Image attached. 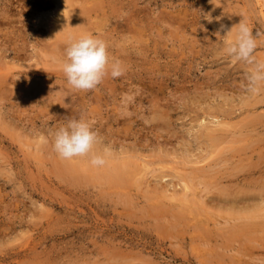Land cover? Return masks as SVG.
<instances>
[{
    "label": "rangeland",
    "instance_id": "rangeland-1",
    "mask_svg": "<svg viewBox=\"0 0 264 264\" xmlns=\"http://www.w3.org/2000/svg\"><path fill=\"white\" fill-rule=\"evenodd\" d=\"M62 2L0 0V264H264V83L249 91L255 66L222 51L243 19L264 61L262 3L76 0L85 31L61 35ZM84 32L106 42L123 73L77 90L62 61L67 38ZM73 118L90 123L103 165L54 151L52 133ZM246 143L254 156L241 162L235 149ZM221 156L217 173L188 180L201 209L165 196L183 195L191 167ZM239 163L238 181L224 177ZM120 169L125 181L113 184Z\"/></svg>",
    "mask_w": 264,
    "mask_h": 264
},
{
    "label": "clouds",
    "instance_id": "clouds-1",
    "mask_svg": "<svg viewBox=\"0 0 264 264\" xmlns=\"http://www.w3.org/2000/svg\"><path fill=\"white\" fill-rule=\"evenodd\" d=\"M236 31L235 39L226 40L222 51L255 66L247 72L246 79L248 90L256 92L264 83V61L257 60L253 55L257 47L256 36L243 19L236 24ZM62 71L72 88L89 90L95 88L109 72L112 77L120 76L123 68L118 59L110 60L108 46L102 38L92 33H82L75 37L69 36ZM52 136L54 151L64 159L91 153L96 141L95 131L82 118L68 120L65 125L55 129ZM91 163L103 165L105 160L101 155L92 154Z\"/></svg>",
    "mask_w": 264,
    "mask_h": 264
},
{
    "label": "bare ground",
    "instance_id": "bare-ground-1",
    "mask_svg": "<svg viewBox=\"0 0 264 264\" xmlns=\"http://www.w3.org/2000/svg\"><path fill=\"white\" fill-rule=\"evenodd\" d=\"M74 1H76V0H64V2H62V4H63V7L67 10H64L65 12L63 13L62 12V17H61V20H60V22H58V24H56L57 25V27H55V29H57V31L59 32V33H61V35L63 34V33H66V31H68L69 29L70 30H76V31H78V30H81L82 32L83 31H85L84 30V27L81 25V22H82V20L85 18V16H87L88 15V11H86V10H84L82 7H80L79 5L78 6H76L75 4H74ZM260 1V3H262L261 5H262V7H263V9H264V0H259ZM79 3V2H78ZM77 3V4H78ZM87 9V8H86ZM66 14H69L68 16V18H66ZM65 21H69L68 23L67 22H65ZM82 23H84V20H83V22ZM85 27H87V26H85ZM68 29V30H67ZM86 29V28H85ZM87 31V30H86ZM56 32V31H55ZM72 32V31H71ZM79 32V31H78ZM57 33V32H56ZM67 33H69V32H67ZM66 33V35H68ZM73 33H74V31H73ZM80 33V32H79ZM85 33V32H84ZM70 34H72V33H69V35ZM77 35V34H76ZM59 36V35H58ZM65 37V36H64ZM68 39V38H67ZM62 42V41H61ZM64 44L66 45V43L64 42ZM64 44H62V45H58V42H57V44L56 45H58V47H57V50H64L65 49V47H64ZM57 50H56V52H57ZM65 52V51H64ZM216 117H218L217 115H216ZM253 121V120H252ZM252 121H249V122H252ZM215 123V122H214ZM218 124L219 125H221L222 127L225 125V124H227V121H224V120H222V121H218ZM252 124V123H251ZM214 126H216V125H214ZM213 126V127H214ZM228 126V125H227ZM227 126H226V128H227ZM247 126V125H246ZM225 127V126H224ZM218 128H220V127H218ZM244 128H245V125H244ZM253 128V127H252ZM204 129V133H206V131L207 130H209L208 131V133L207 134H209V135H211V138L212 137H217V135H219L220 134V132H219V134H218V132H216L218 129L216 128L215 129V127L214 128H212V126H205V128H203ZM213 129V130H212ZM215 129V130H214ZM222 129H224V128H222ZM249 130H250V128H249ZM219 131V130H218ZM224 130H222V133H224L223 132ZM246 131V130H245ZM226 132H227V130H226ZM248 132V131H247ZM251 132V131H250ZM254 132V131H253ZM217 133V134H216ZM232 133H233V131H232ZM240 132H237V136H239V135H241V137L239 136V138L236 140V141H245L244 139L246 138L245 136L247 135L246 133H240ZM233 134H235V132L233 133ZM208 135V136H209ZM221 135V134H220ZM219 135V140L218 141H220V139H222L221 138V136ZM210 137V136H209ZM227 137V136H226ZM232 137V136H231ZM252 137V136H251ZM218 138V137H217ZM216 139V138H215ZM229 141V139H225V141ZM231 140V139H230ZM250 141V140H249ZM99 142V141H98ZM231 142V141H230ZM233 142H235V141H233ZM257 142V141H256ZM96 143V142H95ZM250 143V142H249ZM249 143H246V147H244V148H239V149H242L241 151H239V149H235V150H238V152H239V156H241V155H245L246 157H252V156H254V151H255V149H250V151H252V153H248L249 152V148H250V144ZM231 144H233V143H231ZM100 145H102L103 146V144H100ZM102 148L101 146H98V148ZM234 148V147H233ZM258 149V148H257ZM256 149V150H257ZM241 152H243V154H241ZM99 153V152H98ZM97 153V154H98ZM91 154H96V152L94 153H91ZM101 154H103V155H105V153H99V155H101ZM85 156V155H84ZM86 156H88V157H90L89 155H86ZM106 156V155H105ZM222 157V159H220V162H218V161H212V162H209V163H207V164H204V165H201V166H199V167H191V171L189 172L190 174H191V176L189 177V175H186L185 176V179L187 180V181H185V186H184V188L186 189V191H185V189H184V192H183V195H180V194H178V193H176V192H173V193H168V194H165V196L166 197H169L168 199L172 202V203H179V204H184L186 207L188 206L189 208L191 207V209L193 208V207H195L196 209L198 208V209H201V207H200V204H199V202H198V198L200 199V193L198 192V193H196V191L198 190V188H199V186H195L194 184H192L191 185V183H190V181H193V180H195V179H192V178H195L196 176H199V175H201V174H203V175H208V176H211L212 175V173H217V171L215 172V170H214V168L213 167H215V166H217V165H219L220 163H222L223 164V161L225 160L224 158H223V156H221ZM221 157H218V159L219 158H221ZM246 157L244 158L243 156H241L240 158V161L241 162H244L245 161V159H246ZM87 157H85V159H86ZM104 158V157H103ZM239 158V157H238ZM115 159H116V157H115ZM118 159V158H117ZM88 160V159H87ZM217 160V159H216ZM229 160V159H228ZM119 161H120V158H119ZM127 161V160H126ZM225 161H227V159L225 160ZM82 162V161H81ZM133 162V161H132ZM82 163H84L85 164V160L82 162ZM121 163H123V162H121ZM258 163V162H257ZM84 164H82V166L84 165ZM107 164V163H106ZM131 163H129L128 161H127V163H123V165L122 166H124L125 168H127L128 167V165H130ZM133 164V163H132ZM147 164V163H146ZM145 164V165H146ZM235 164V163H234ZM86 165V164H85ZM91 165V164H90ZM111 165H112V162H111ZM253 165V164H252ZM88 166V165H87ZM92 167L94 166V165H91ZM90 166V167H91ZM110 166V165H109ZM117 166V168H122V166L120 165V166H118V165H116ZM138 166V165H137ZM148 166V165H147ZM244 164H242V163H239V164H237V166H234L233 168L234 169H232V171L231 170H229V171H226L224 174H226L224 177H226V178H228V180H229V178H234V179H238L239 177H241L240 175V170H242L243 171V169H244ZM246 166H247V163H246ZM68 167H70L69 168V170L70 171H75L77 168L76 167H80V164H78V165H76V166H68ZM91 167V168H92ZM141 168L143 167V168H145V166H143V164H141V166H140ZM220 167V166H219ZM255 167H257V166H255ZM110 168H111V166H110ZM131 168V167H130ZM129 168V169H130ZM218 168V167H217ZM216 168V169H217ZM232 168V167H231ZM93 169H95V167H93ZM112 169V168H111ZM128 169V168H127ZM146 169H148V167H146L145 169H143V171L144 170H146ZM219 169V168H218ZM87 170V169H86ZM105 170V169H104ZM121 170V169H120ZM120 170H119V173H113V174H110L109 173V176H107L111 181H112V183L113 184H122L124 181H125V177H124V175H123V173H124V171H122V172H120ZM123 170H124V168H123ZM133 170V169H132ZM67 171V170H66ZM116 172H117V170H115ZM142 171V170H141ZM195 171V172H194ZM220 171V170H219ZM68 172V171H67ZM92 172V171H91ZM99 172V171H98ZM127 173V172H126ZM197 173L199 174V175H197ZM204 173H206V174H204ZM103 174H104V172H103ZM128 174V173H127ZM140 174H142V173H140ZM75 175V174H74ZM79 175H81V174H79ZM92 174H90V176H91ZM95 175V174H94ZM244 175V174H243ZM76 176V175H75ZM82 176L83 175H81L80 177H81V179H82ZM93 176V175H92ZM102 176V175H101ZM100 176V177H101ZM104 176V175H103ZM130 176V175H129ZM128 176V177H129ZM136 176V175H135ZM78 177V176H77ZM94 177V176H93ZM184 177V176H183ZM223 177V178H224ZM243 177V176H242ZM96 178V177H95ZM73 179H76V178H72L71 180H73ZM79 179V178H78ZM77 179V180H78ZM105 179V177L103 178V180ZM133 179H135V177L133 178ZM190 179V181L188 182V180ZM109 180V181H110ZM254 180V179H253ZM98 181H99V179H98ZM238 181V180H237ZM257 181V180H256ZM74 183H76L75 181H73ZM232 182V181H231ZM72 183V182H71ZM112 184V185H113ZM233 184H234V182H233ZM235 184H237V182L235 183ZM254 183H252V185H253ZM125 185V184H124ZM198 185V184H197ZM120 186H122V185H120ZM253 187V186H252ZM159 188V187H158ZM155 189V188H154ZM257 189V188H256ZM127 190L129 191L130 189H128L127 188ZM130 192V191H129ZM128 193V192H127ZM254 193V192H253ZM259 193H261V192H259ZM124 194V193H123ZM160 194V193H159ZM262 194V193H261ZM126 195V194H125ZM124 195V196H125ZM164 195V194H163ZM233 195V194H232ZM235 195V194H234ZM228 196V195H227ZM153 197V196H152ZM234 197H237V196H234ZM239 197V196H238ZM261 198V197H260ZM222 199V198H221ZM227 201H229L228 202V204H230V205H232V204H237L239 201L238 200H236V199H232V198H227L226 199ZM247 201V200H246ZM226 202V201H225ZM181 206H183V205H181ZM187 207V209H189ZM194 209V208H193ZM192 209V210H193ZM182 212V211H181ZM181 212H178L176 215H174V217L176 216V218H178L180 215L179 214H184V213H181ZM184 215H182V219L184 218L183 217ZM180 218V217H179ZM237 223V222H236ZM238 225H239V223H238ZM236 226V225H235ZM241 226V225H240ZM245 227V226H244ZM244 227H242V228H244ZM246 228V227H245ZM255 228V227H254ZM238 229V228H237ZM234 230L235 229H232L231 231H233L234 232ZM243 230V229H242ZM249 230H250V228H249ZM230 231V232H231ZM240 231V230H239ZM234 233H236V232H234ZM240 233V232H239ZM241 234H242V232H241ZM247 234V233H246ZM247 236V235H246Z\"/></svg>",
    "mask_w": 264,
    "mask_h": 264
}]
</instances>
